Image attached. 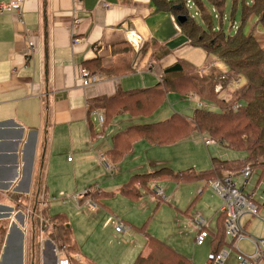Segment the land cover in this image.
I'll return each mask as SVG.
<instances>
[{
    "label": "crops",
    "instance_id": "obj_1",
    "mask_svg": "<svg viewBox=\"0 0 264 264\" xmlns=\"http://www.w3.org/2000/svg\"><path fill=\"white\" fill-rule=\"evenodd\" d=\"M9 1L0 0V8ZM180 23L172 10L156 9L151 0H24L20 14L0 10V264H58L67 255L54 238L56 223L73 234L78 245L74 258L113 264L105 256L83 255L75 221L84 209L96 211L103 203L106 183L112 191L138 199L135 193L148 188L132 182L133 176L167 167L158 150L170 144H155L143 136L120 155L115 148H126L129 137L140 134L133 129L124 134V129L166 123L175 113L191 120L194 111L205 106L194 92L166 90L159 105L151 108L132 100L134 107L128 110L130 102L121 100L124 93L156 88L165 69L179 60L199 72L210 68L209 55L192 44ZM130 31L145 39L142 50L130 42ZM82 67L95 75L90 85L82 83ZM180 97H188L190 106L195 102L191 115L180 112L188 111ZM94 111L104 115L103 124ZM171 130L166 127L158 134L168 136ZM207 138L194 131L183 141L201 139L208 147L213 143L206 144ZM218 160L240 163L236 158ZM103 162L118 176L106 181L100 173L106 170ZM213 167L212 159L210 170ZM200 181L204 188L205 180ZM90 186L100 189L93 196L96 208L88 205V197L77 205L74 195ZM144 237L139 254L147 248V234Z\"/></svg>",
    "mask_w": 264,
    "mask_h": 264
},
{
    "label": "trees",
    "instance_id": "obj_2",
    "mask_svg": "<svg viewBox=\"0 0 264 264\" xmlns=\"http://www.w3.org/2000/svg\"><path fill=\"white\" fill-rule=\"evenodd\" d=\"M208 1L213 5L215 18L222 20L226 0ZM238 1L243 3L242 24L240 27H236L237 31L234 35H227L221 26H212L213 17L207 12L202 0H151L152 6L156 9H169L173 11L176 17H186L180 25L192 44L203 48L207 54L219 58L225 63L226 68L214 66L208 73L195 75L193 72L198 71L197 67L187 61L179 60L165 69V77L156 88L122 94L121 100L123 101L130 102L133 100V102L142 103L145 108H151L159 105L164 96V90L182 95L194 92L201 100L210 106H215V108L199 107L194 111L191 120H182L179 114L175 113L166 123L148 122L129 126L124 129V134L125 131L128 134L131 129H133L132 133L140 134L129 137L126 148H115L120 150V155L128 152L131 144L138 136H143L152 143L162 145L183 140L188 138L191 132L197 131L200 134L210 136L226 148L243 152L245 157L239 160L242 162L241 165L236 166H233L231 161L213 158V169L200 172L194 177L208 181L220 175L224 169H238L246 165V161H249L252 164L253 172H261V180L264 175V0H251L250 4H246L244 0H234L235 3ZM192 7L196 9L195 15L202 16L205 27L198 24L194 17L189 14ZM232 19H234V14ZM250 21L253 24L250 30L245 32L242 28L245 23ZM232 22V26H234L235 20ZM260 30L263 32L262 35ZM86 69L88 68L86 67ZM240 77L244 78V83L238 86L230 96H221V92L232 81H236ZM218 86H221L219 91L217 90ZM130 104L131 106L127 107L128 110L134 107V104L131 102ZM235 104L238 106L234 107ZM166 127L172 129L168 136L158 134L160 130L166 129ZM117 155L112 150L111 158L113 160L117 159ZM243 163L245 164L242 166ZM179 176L170 168L164 167L154 173L133 176L132 182L139 181V187H147L149 191V183H158L165 179L179 178ZM127 192H132V189L128 188ZM97 194H100V189L94 191L91 196L94 202L93 196ZM135 196L138 197L139 192L135 193ZM224 220L225 215L220 212L216 222V230H211L213 242L216 241L217 244L212 250L216 251L227 244ZM56 224L58 225V223ZM56 224L55 227H57ZM219 225L223 227V232L219 231ZM64 228L68 230V236L66 233L61 234L68 241H62L60 246L63 250L64 248L68 250L67 256L70 259L69 262L71 261L70 264H78L74 260V254L78 253L77 242L68 227L64 226ZM153 240L156 239L147 235V248L151 250V253L146 257L143 256V253L139 254L132 264H194L189 258L168 246L161 244L154 246ZM80 263L95 264L87 258L81 260Z\"/></svg>",
    "mask_w": 264,
    "mask_h": 264
},
{
    "label": "rangeland",
    "instance_id": "obj_3",
    "mask_svg": "<svg viewBox=\"0 0 264 264\" xmlns=\"http://www.w3.org/2000/svg\"><path fill=\"white\" fill-rule=\"evenodd\" d=\"M202 1L204 2L207 12L213 17L212 26H221L227 35H234L237 31L236 27H240L242 24V1L235 3L234 0H226L223 7L222 20L215 18L213 5L208 0ZM244 2L250 4L251 0H244ZM195 11L196 9L192 7L189 14L194 17L198 24L205 27L202 16L199 14L195 15ZM233 14L234 19H232ZM233 20L236 22L234 26H232ZM251 22L252 21L245 23L242 28L245 32L250 30L253 24ZM260 33L261 35L263 34L262 30H260ZM198 49L203 51L201 48ZM208 55V61L211 62L207 65H210V68H204L203 71L205 72L202 70H200V72L199 70L195 71L193 72L195 75L208 73L214 66L222 69L226 68L225 63L219 58L212 54ZM213 61H216L215 63L217 65L213 63ZM243 83V77H240V79L236 81H232L221 92V96H230L231 93ZM179 100L184 101L186 110H188L180 112L185 115H191L195 108V102L190 106L188 97H180ZM168 105L172 106L173 103L171 102ZM204 105L206 107L215 108V106H210L207 103ZM208 137L207 139L211 138L210 136ZM201 139L180 140L159 148L158 156L168 161V164H166L167 167L173 170L177 175H180L179 178H170L160 181L161 183L159 182V185L164 189L163 194L166 198H158L149 190L143 192V194H139L137 197L138 199H136L122 192V190L112 191V185L106 183L103 188H106L108 193L102 198L103 203L98 204V209L96 211L84 209L78 221H75L77 233L81 240L83 255L85 254V256L87 255L89 257L92 256L91 254L95 256L100 255L113 261V264H125V262L130 264L134 258L136 259L138 257L139 248H142V244L146 241L144 235L147 234L151 238L156 239L153 240L154 246L161 244L170 247L172 250H180L185 257L195 259L194 264H207L208 253L214 247V244L211 242L212 236L210 234L203 245H197L195 243V230L192 222L194 217L202 215L210 223V232L212 229L216 230V222L218 220V213L220 212L219 207L222 204V199L209 187L205 186L203 188V182L194 177L193 174L210 170L213 158H236V160L239 161L245 157V154L240 151L226 148L214 139L213 140L217 143H213L207 147ZM241 163L242 162L233 165H241ZM246 163H249V161H246ZM244 164L245 163H243L242 166ZM103 166L106 170L104 173L103 171H100V173H102V176L104 174L106 181L118 176V172L116 173L114 168L108 170L104 162ZM161 167L163 166L159 168ZM241 168L242 167L238 169L230 168L229 170L233 173H238ZM260 174V171L253 172L249 179L248 188L255 191L256 201L259 202L263 208L259 210V215L264 217V175L260 180ZM128 178L129 176H126V179ZM128 181L129 180H126L127 183ZM91 187L95 190L99 189L94 186L87 187L86 189ZM54 199L63 200L62 197H55ZM66 199H70V197H66ZM113 213H116L117 218L122 219L123 223L129 227L127 231L120 232V234L115 231L116 223L114 220H116V216L111 219ZM218 228L220 232H223V227L219 225ZM247 231L256 237H264V221L260 217H252L247 225ZM54 233V238L58 242L60 240L59 243L68 241V239L63 237L64 233L68 236V230H66L63 225H57V230H55ZM136 247L138 248L136 249ZM133 248L134 251L132 250ZM240 248L247 252L252 251V246L246 241L241 242ZM67 252L68 250L64 248V256L67 255ZM150 253L151 250L146 248L143 256L146 257ZM236 253V251L232 252L227 264H240L236 257ZM131 256L134 257H132V259L130 258V260L129 257ZM66 258L69 259L68 256ZM74 260L75 263L78 264L83 262L80 263L81 260L77 258Z\"/></svg>",
    "mask_w": 264,
    "mask_h": 264
},
{
    "label": "built area",
    "instance_id": "obj_4",
    "mask_svg": "<svg viewBox=\"0 0 264 264\" xmlns=\"http://www.w3.org/2000/svg\"><path fill=\"white\" fill-rule=\"evenodd\" d=\"M24 0H10L7 4H4L0 10L5 12H17L20 14ZM188 4L191 5L190 2ZM104 6L108 4L103 3ZM22 21V17L20 18ZM129 40L135 46L137 50L141 49L145 43L137 32H129ZM79 38L74 39V43H78ZM80 78L84 85H90L95 78L88 69L82 67L79 72ZM221 86L217 87V90ZM236 104L234 107H237ZM94 114L98 115L99 122L104 123V115L98 111H94ZM206 144L217 143L214 140L205 139ZM105 161V159H102ZM106 162V161H105ZM253 174V167L251 163L244 165L238 173L231 171H224L220 175H217L213 179L205 181L206 186L216 192L222 199L220 212L225 215L224 228L227 244L221 246L218 250H212L208 253V264H227L232 252L236 251V257L240 264H264V237H256L250 234L246 229V222L254 216L260 217L264 221V217L259 215L260 205L256 201V193L253 189H249V179ZM149 190H151L156 197L166 198L164 196V189L158 183H150ZM99 190V189H98ZM94 188L86 189L83 193L74 195V201L77 205L80 204L82 198L88 197V205L96 208L92 200V194ZM115 229L118 232L127 231L129 229L123 223V220L116 217ZM193 226L196 232L195 243L197 245H203L206 239L210 236L209 221L202 215H197L193 219ZM242 241H247L252 246V251L247 252L240 248ZM58 264H70L69 259H59Z\"/></svg>",
    "mask_w": 264,
    "mask_h": 264
},
{
    "label": "water",
    "instance_id": "obj_5",
    "mask_svg": "<svg viewBox=\"0 0 264 264\" xmlns=\"http://www.w3.org/2000/svg\"><path fill=\"white\" fill-rule=\"evenodd\" d=\"M177 19H178L180 22H183V21H185L186 17H184V16H178Z\"/></svg>",
    "mask_w": 264,
    "mask_h": 264
}]
</instances>
